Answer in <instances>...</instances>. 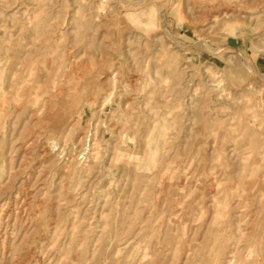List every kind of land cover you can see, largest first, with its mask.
Here are the masks:
<instances>
[{
	"label": "rangeland",
	"instance_id": "1",
	"mask_svg": "<svg viewBox=\"0 0 264 264\" xmlns=\"http://www.w3.org/2000/svg\"><path fill=\"white\" fill-rule=\"evenodd\" d=\"M0 264H264V0H0Z\"/></svg>",
	"mask_w": 264,
	"mask_h": 264
},
{
	"label": "bare ground",
	"instance_id": "2",
	"mask_svg": "<svg viewBox=\"0 0 264 264\" xmlns=\"http://www.w3.org/2000/svg\"><path fill=\"white\" fill-rule=\"evenodd\" d=\"M192 2H193V5H194V4L196 3V0H192ZM215 8H216V7L212 5L209 9L213 11ZM255 117H256V116H255ZM141 122H142V121H141ZM109 241H110V240H109Z\"/></svg>",
	"mask_w": 264,
	"mask_h": 264
}]
</instances>
